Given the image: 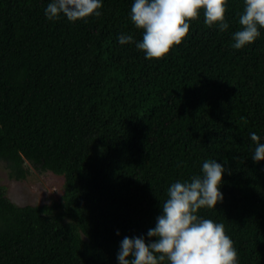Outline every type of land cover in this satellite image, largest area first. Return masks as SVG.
Listing matches in <instances>:
<instances>
[{
	"label": "trees",
	"instance_id": "1",
	"mask_svg": "<svg viewBox=\"0 0 264 264\" xmlns=\"http://www.w3.org/2000/svg\"><path fill=\"white\" fill-rule=\"evenodd\" d=\"M51 0H0V160L23 179L26 158L65 179L59 203L18 205L0 186V264H119L125 237L148 238L168 187L224 165L217 208L239 264H264V28L231 45L244 0H228L229 29L191 22L163 59L119 37L142 33L134 0H102L99 17L50 21ZM119 233V234H117ZM168 264V262H165Z\"/></svg>",
	"mask_w": 264,
	"mask_h": 264
},
{
	"label": "clouds",
	"instance_id": "2",
	"mask_svg": "<svg viewBox=\"0 0 264 264\" xmlns=\"http://www.w3.org/2000/svg\"><path fill=\"white\" fill-rule=\"evenodd\" d=\"M102 0H51L45 9L50 21L61 15L73 23L99 17ZM208 27L229 29L226 19L228 0H134L130 20L141 31L142 40L136 42L131 34L119 37L121 45L135 43L147 59H163L180 45L190 33L191 22L200 18ZM239 30L233 33L234 49L254 43L264 28V0H244L239 14ZM252 158L264 160V143L255 132ZM224 165L217 160H205L202 175L190 181H176L167 189V198L161 203L162 215L154 228L144 237H125L118 253L119 264H239L234 241L226 233L224 224L200 217L202 208H217L224 199L220 190ZM119 234V233H117Z\"/></svg>",
	"mask_w": 264,
	"mask_h": 264
},
{
	"label": "rangeland",
	"instance_id": "3",
	"mask_svg": "<svg viewBox=\"0 0 264 264\" xmlns=\"http://www.w3.org/2000/svg\"><path fill=\"white\" fill-rule=\"evenodd\" d=\"M26 167L29 169L26 177L16 179L9 175L6 162L0 160V186L5 188L6 195L21 206L59 203L65 191V179L57 169H42L28 158Z\"/></svg>",
	"mask_w": 264,
	"mask_h": 264
}]
</instances>
